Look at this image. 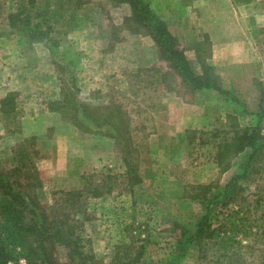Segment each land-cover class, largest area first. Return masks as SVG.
<instances>
[{
    "label": "rangeland",
    "instance_id": "1",
    "mask_svg": "<svg viewBox=\"0 0 264 264\" xmlns=\"http://www.w3.org/2000/svg\"><path fill=\"white\" fill-rule=\"evenodd\" d=\"M27 1L0 0V99L12 93L17 104L13 119L0 113V166L36 138L41 199L81 189L79 211L87 207L91 218L78 215V232L91 264H120L141 245L138 264H218L219 246L194 244L172 263L174 227L206 210L190 194L194 185L212 183L216 192L240 176L223 195L236 197L228 207L263 200L220 264H264V159L249 166L246 149L223 166L217 160L221 137L264 111V0H148L193 66L201 55L215 67L227 95L188 89L126 2L36 0L28 9L39 30L11 27L8 14ZM261 126L264 133V116ZM56 255L65 260L66 248Z\"/></svg>",
    "mask_w": 264,
    "mask_h": 264
},
{
    "label": "trees",
    "instance_id": "2",
    "mask_svg": "<svg viewBox=\"0 0 264 264\" xmlns=\"http://www.w3.org/2000/svg\"><path fill=\"white\" fill-rule=\"evenodd\" d=\"M115 1L130 5L132 23L137 29L144 30L153 37L163 59L188 89L231 94L224 88L220 75L206 58L199 55L200 68L193 66L178 38L170 31L167 21L152 9L148 0ZM31 4L35 7L36 0H28L27 4L20 5L8 14L11 27H33L39 30L42 21H33L34 16L28 9ZM37 16L39 14L35 15L36 18ZM261 98L264 100V90ZM231 99L239 102L234 95ZM16 112L15 95L10 93L3 96L0 99L1 115L6 119H13ZM263 116L264 111L261 108L255 123L235 125L232 131L221 137L217 144L219 166H223L225 158L229 155L244 152L246 149L249 150V166L258 165V160L264 159V133L261 126ZM35 140V137L23 139L12 148L8 166H0V264H91L78 232V215L91 218L87 207L79 211L81 189L55 190L52 192L51 201L41 199L38 190L44 187V181L36 164L39 150L35 148ZM131 168L128 165L130 187L137 181L131 175ZM239 180L240 176H232L228 183L216 192L212 183L193 186L194 191L190 193L192 198L202 199L207 202V207L193 225H175L177 245L175 254L171 256L172 263L185 255L190 244L200 249L219 246L213 255L218 264L224 263L226 258H231L229 252L234 249V237L244 232L243 226L254 225L255 221L249 216L255 211H260L263 200V197L258 195L246 209L245 202L239 205L236 203L237 207L229 208V203L236 197L233 194L227 199L225 197L231 183ZM93 194L99 196V189H94ZM217 203H221L217 205L222 209L221 216L218 215L221 211L213 209ZM224 210L230 212L224 213ZM215 221L217 222L214 223ZM57 246L66 248L65 260L57 258ZM144 249L143 245L139 246L135 255H129L124 261L120 259V264H138ZM232 258L235 262V256ZM92 264L102 262L94 261Z\"/></svg>",
    "mask_w": 264,
    "mask_h": 264
}]
</instances>
